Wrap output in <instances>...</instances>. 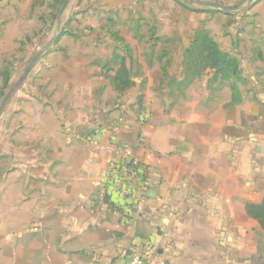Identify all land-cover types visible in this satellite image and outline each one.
Masks as SVG:
<instances>
[{"label":"crops","instance_id":"0c3cea01","mask_svg":"<svg viewBox=\"0 0 264 264\" xmlns=\"http://www.w3.org/2000/svg\"><path fill=\"white\" fill-rule=\"evenodd\" d=\"M44 2L0 0L1 22L10 5L18 23L16 7ZM171 2L185 5L178 22L212 14ZM252 10L254 23L214 39L239 56L242 81L211 74L175 98L164 87L143 104L107 100L94 57L45 54L0 119V264H109L135 250L146 264H264V229L247 210L264 199V0ZM128 160L145 177L126 200L108 172ZM234 235L258 239L234 259Z\"/></svg>","mask_w":264,"mask_h":264},{"label":"rangeland","instance_id":"374dc122","mask_svg":"<svg viewBox=\"0 0 264 264\" xmlns=\"http://www.w3.org/2000/svg\"><path fill=\"white\" fill-rule=\"evenodd\" d=\"M64 1L46 0L44 6L34 4L25 10L16 7L18 23L10 14L13 5L8 8L10 13L3 14L6 21L1 22L0 19V103L35 55L58 33L59 37L48 52H86L94 57L90 68L97 71L90 76V80L94 82V87L96 81L100 86L103 83L108 91L105 92L107 100L136 99L143 104L148 94L146 91L154 90L161 96L164 87H168L170 96L175 98L177 92L191 89L199 79L211 74L209 83H215L219 78L223 83L225 79L221 75L216 76L215 70L207 66L202 47L199 44L195 46L196 37L200 32L213 39L225 37L227 27L236 23L239 30H244L254 23L252 8L260 0L245 3L227 13L230 18L225 22L215 20L216 15L224 12L212 9L208 18L196 23H188L182 17L178 22L176 15L179 7L185 5L181 2L173 5V0H71L60 13ZM181 1L193 8H201L193 1ZM167 2L170 4L167 5ZM97 53L99 56L95 58ZM235 57L240 67L239 56ZM180 68L182 73H176ZM118 72L125 79L129 77L131 85L118 87ZM241 77L232 80L238 84L242 81ZM142 110L138 112V117L143 115ZM145 117L146 113L143 119ZM259 233L264 238V234ZM257 239L258 236L234 235V259L239 258L235 250L239 251L244 246L252 248Z\"/></svg>","mask_w":264,"mask_h":264},{"label":"trees","instance_id":"16d2710c","mask_svg":"<svg viewBox=\"0 0 264 264\" xmlns=\"http://www.w3.org/2000/svg\"><path fill=\"white\" fill-rule=\"evenodd\" d=\"M187 9L194 10V9H190L189 7H187ZM213 10H216V9H213ZM194 43L196 44L195 46L200 45V47H202V53L204 56V60L206 61L207 66L215 70L216 76L221 75V77H223L225 80L239 77L238 73H239L240 67H239V62L237 58L233 56L232 54L222 50L219 44L212 37H210L205 32H200L197 35ZM116 76H117L116 83L118 87L122 88L124 86L123 88H125L131 85V81L129 77L125 79L124 78L125 76L120 74V72H118ZM125 83L127 85H125ZM247 210H248V213L252 217L256 218L259 221L260 225L264 229V199L259 204H248Z\"/></svg>","mask_w":264,"mask_h":264},{"label":"built area","instance_id":"2783aa9c","mask_svg":"<svg viewBox=\"0 0 264 264\" xmlns=\"http://www.w3.org/2000/svg\"><path fill=\"white\" fill-rule=\"evenodd\" d=\"M132 163L129 160L120 163L114 162L108 172L109 188L121 199L133 198L138 184L143 181L142 177H145ZM109 264H146V259L139 251L135 250L124 260L115 259Z\"/></svg>","mask_w":264,"mask_h":264},{"label":"water","instance_id":"95a60500","mask_svg":"<svg viewBox=\"0 0 264 264\" xmlns=\"http://www.w3.org/2000/svg\"><path fill=\"white\" fill-rule=\"evenodd\" d=\"M71 0H65L64 4L60 10V13H62L65 8L68 6L69 2ZM193 1L195 3H197V5H199L200 7L203 8H213V9H217L219 11H222L224 13H229L237 8H239L241 5L245 4V3H252L254 0H241L236 4L233 5H225L219 1L216 0H190ZM59 37V33L56 34L44 47V49L42 51H40L39 53H37L35 55V57L32 59V61L29 63V65L26 67V69L24 70L22 76L20 77V79L17 81V83H15L10 89L9 91L5 94V96L3 97L1 103H0V119L2 117L3 111L6 107V104L8 103V101L21 89V87L26 83V81L28 80V78L30 77L33 69L35 68L36 64L39 62V60L48 52L49 48L53 45V43L56 41V39Z\"/></svg>","mask_w":264,"mask_h":264}]
</instances>
